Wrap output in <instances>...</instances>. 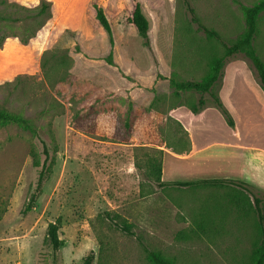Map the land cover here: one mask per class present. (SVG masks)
<instances>
[{"label": "rangeland", "instance_id": "rangeland-1", "mask_svg": "<svg viewBox=\"0 0 264 264\" xmlns=\"http://www.w3.org/2000/svg\"><path fill=\"white\" fill-rule=\"evenodd\" d=\"M41 1L0 0V107L36 129L0 124V264H81L90 251L92 264H152L146 248L177 264H253L259 228L246 201L237 208L226 188L160 187L146 159L167 145L187 148L213 137L206 130L211 94H176L157 75L201 79L224 53L221 41L243 32L241 5L258 0H189L221 40L198 28L183 0H139L148 45L127 19L134 0H95L112 27L111 62L93 0H43L47 10L35 14ZM253 45L264 61V11ZM232 58L251 64L235 53L222 73ZM200 95L203 108L193 113ZM32 193V207L22 212ZM197 206L224 216L222 231L177 238ZM56 220L61 244L54 249L46 229ZM122 221L133 234L117 225Z\"/></svg>", "mask_w": 264, "mask_h": 264}, {"label": "trees", "instance_id": "trees-1", "mask_svg": "<svg viewBox=\"0 0 264 264\" xmlns=\"http://www.w3.org/2000/svg\"><path fill=\"white\" fill-rule=\"evenodd\" d=\"M186 8L191 14V19L199 29H201L207 37H214L221 40L220 35L212 28L206 27L200 22L198 17L194 12V8L190 4L189 0H183ZM133 8L127 17L128 21L135 28L137 34L143 38L146 45L149 44V24L146 16L144 15L141 4L139 0H134ZM91 6L94 10V18L101 30L104 32L108 44L109 52L107 55V61L111 62L112 50L114 47V37L112 32L111 24L102 8L95 0L91 2ZM48 5L43 0L40 2L39 6L33 8L35 14H41L47 10ZM241 9L244 16V30L243 32L231 43L222 42L224 47V53L220 56L213 57L209 62V69L205 76L201 79H177L174 76L166 77L165 75L158 74L157 76L163 80H167L168 84L173 87L174 92L178 94L180 91L184 90H195L200 94L208 92L211 94L213 102L215 105L223 112L227 123L232 125V119L226 109L223 107L220 99L211 93V88L216 80L222 75V68L225 63V58L231 56L235 53H242L247 57L254 68L260 85L264 88V61L257 55L254 45L253 37L257 30V17L264 11V0H258L251 5H241ZM1 40V36H0ZM204 100L203 96L200 95L197 99V104L192 105L191 111L197 113L203 108ZM13 123L24 129H28L31 133H36V129L32 124L31 120L24 117L20 113L6 110L0 107V124ZM167 147L173 148L171 145ZM186 149V148H181ZM159 154L150 155L146 159V173L147 175H152L155 178L157 185L160 187L165 186H182V187H215V188H226L224 190L225 195H227L228 200L233 202L237 208H244V201L253 208L256 212L258 228H259V240L252 250L251 259L253 264H264V192H259L256 194L250 189V185L241 180H231L223 178H203L191 181H162L161 180V162L163 151L157 150ZM42 177V172H39L37 184L40 183ZM227 184H235L245 191H240V193L233 192L227 189ZM35 194L32 193L29 201L26 203L22 212L28 211L32 207V202L34 201ZM246 204V203H245ZM191 221L189 222L188 229L180 230L177 233V238L186 239L191 236H206L212 238L214 234H220L222 231L221 225L224 222V216L213 217L209 211H203L199 206L191 208ZM2 215V210H0V218ZM222 220V221H221ZM117 225L126 233L133 234L131 230V224L126 221L117 223ZM46 241L56 249L61 244V239L58 236V221L49 222L46 229ZM146 257L152 264H177L172 257H166L160 252L152 249H145ZM94 260V253L90 251L85 256H83L81 264H92Z\"/></svg>", "mask_w": 264, "mask_h": 264}, {"label": "crops", "instance_id": "crops-1", "mask_svg": "<svg viewBox=\"0 0 264 264\" xmlns=\"http://www.w3.org/2000/svg\"><path fill=\"white\" fill-rule=\"evenodd\" d=\"M227 64L212 91L233 124L225 122V115L212 101L206 130L213 137L200 144L191 142L186 149L163 151L161 180H241L259 194L264 192V88L251 64L241 58H232ZM227 189L245 191L235 184H227Z\"/></svg>", "mask_w": 264, "mask_h": 264}]
</instances>
